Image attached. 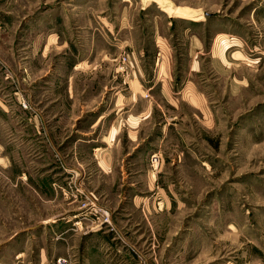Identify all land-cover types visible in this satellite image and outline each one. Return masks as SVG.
I'll use <instances>...</instances> for the list:
<instances>
[{
  "label": "rangeland",
  "instance_id": "rangeland-1",
  "mask_svg": "<svg viewBox=\"0 0 264 264\" xmlns=\"http://www.w3.org/2000/svg\"><path fill=\"white\" fill-rule=\"evenodd\" d=\"M0 264H264V0H0Z\"/></svg>",
  "mask_w": 264,
  "mask_h": 264
},
{
  "label": "crops",
  "instance_id": "crops-1",
  "mask_svg": "<svg viewBox=\"0 0 264 264\" xmlns=\"http://www.w3.org/2000/svg\"><path fill=\"white\" fill-rule=\"evenodd\" d=\"M142 75V71L137 68V69H133L131 73H129L131 78L129 81H131L135 87V92L133 95V99H134V109L136 110V112L140 111L143 108V92H146L144 90V87L142 86V83H140V76ZM139 89V90H138ZM154 88H150L147 91H153ZM147 93V92H146ZM148 97V96H146ZM151 98H153L151 96ZM116 103H118V101H116ZM120 103V102H119ZM122 103V102H121ZM150 108V106L148 105L147 109ZM144 111L146 112V110L141 111L142 113H144ZM141 114V113H140ZM146 116H150V114H146ZM135 119H137V122H140V117H138V115L135 116ZM138 126V124H137Z\"/></svg>",
  "mask_w": 264,
  "mask_h": 264
},
{
  "label": "built area",
  "instance_id": "built-area-1",
  "mask_svg": "<svg viewBox=\"0 0 264 264\" xmlns=\"http://www.w3.org/2000/svg\"><path fill=\"white\" fill-rule=\"evenodd\" d=\"M127 58L125 57L124 60H126ZM152 161L154 166H158L160 161H159V155L155 154L152 156Z\"/></svg>",
  "mask_w": 264,
  "mask_h": 264
}]
</instances>
